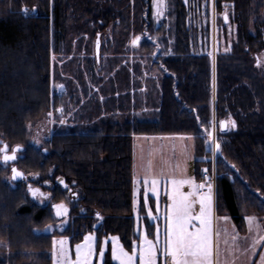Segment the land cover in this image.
Here are the masks:
<instances>
[{
    "label": "trees",
    "instance_id": "trees-1",
    "mask_svg": "<svg viewBox=\"0 0 264 264\" xmlns=\"http://www.w3.org/2000/svg\"><path fill=\"white\" fill-rule=\"evenodd\" d=\"M168 4L173 27L158 29L164 54L152 62L164 72L156 117L104 121L88 134H54L36 147L28 142V124L60 104L50 88V63L69 33L70 1L0 0V147L7 144L10 153L22 146L13 163L0 160V264H51L54 235L67 236L71 244L88 232H95L98 240L116 235L130 250L137 239L132 216L134 136L192 135L197 177L202 168L212 171L205 142L206 130L212 129L208 0ZM214 5L221 15L217 34L224 46L227 27L233 28L228 50L217 51L215 57L214 117L220 122L230 116L237 124L215 133L221 144L215 158V214L228 216L242 234L246 216H264V66L257 65L264 54V0H214ZM133 18L145 39L142 47L153 48L151 0H134ZM92 19L101 31L114 17L105 12L92 14ZM120 19L126 30L127 16ZM12 166L26 179L12 180ZM28 184L48 193V202L37 203ZM75 192L79 198L72 204ZM61 202L69 209L66 226L44 233L46 225L60 219L52 205ZM146 226L152 235L153 224ZM104 264L115 263L106 255Z\"/></svg>",
    "mask_w": 264,
    "mask_h": 264
},
{
    "label": "rangeland",
    "instance_id": "rangeland-1",
    "mask_svg": "<svg viewBox=\"0 0 264 264\" xmlns=\"http://www.w3.org/2000/svg\"><path fill=\"white\" fill-rule=\"evenodd\" d=\"M70 9L68 15L69 33L66 41L60 47L59 53L51 55L50 63V88L53 96L59 99L57 108L50 110L53 115H46L39 120L28 124V142L36 147L48 140L54 134L73 133L88 134L101 122L109 121L122 123L125 120H152L156 117V102L159 95L160 83L163 71L152 64L155 58L164 54L162 32L173 27V15L169 13V0H165L167 8L164 14L157 18L154 0H151V18L154 32L149 39L153 42V48L142 47L145 39L140 38L139 26L133 18L134 0H69ZM209 8V54L211 57V112L212 129L216 133L219 122L215 114V57L217 51L228 50L229 35L232 26L229 22L224 23L227 27V46L223 39H218L217 29L221 27V15L217 13L214 0H208ZM110 12L114 20L107 27L99 31L100 27L92 19V14L102 15ZM128 18L126 30L121 26V16ZM118 15V16H117ZM224 15V14H223ZM126 31V37H125ZM140 39L135 45L132 40ZM97 41L99 42L97 44ZM259 66H264V54L259 55ZM63 86L62 88L60 86ZM63 108V116L57 109ZM63 118L66 123L60 124L59 119ZM52 121H56L53 123ZM215 123V128H213ZM133 142V185H132V216L135 219L136 240L132 242L130 250L125 248L119 239V243L125 251L130 254L133 246H137V264H139L138 245L143 234L147 233L148 238L156 240V229L159 228V244L163 248L165 241L167 206L171 203L169 196L172 193V184L165 177L175 174L177 177L194 178L197 183L202 178L197 177L195 164V138L185 134L166 135H137ZM40 143L36 144L35 140ZM216 158V157H215ZM212 157V171L208 172L213 184V197L215 198V166L216 159ZM149 175H156L159 183L156 185V193L148 192V205L144 206V175L145 170ZM205 168L200 169L202 174ZM163 172V175H161ZM139 180V183L136 181ZM151 188V181L147 186ZM180 191L187 193L190 188L187 185L181 187ZM206 191V189L204 190ZM71 196L73 204L79 193ZM41 205L48 202V198L35 199ZM135 201V203H134ZM214 202V201H213ZM67 205V204H66ZM214 205V204H213ZM68 207V205H67ZM157 207L159 211H157ZM151 208L156 219L147 217V210ZM194 212L199 214L197 203ZM66 223L61 224L58 219L52 229L45 231L46 225L41 231L52 233L54 230H62L67 222L68 216L63 218ZM147 223L153 224L152 235H149ZM193 224L199 227L198 221ZM212 228L214 224L212 222ZM92 234L96 237L97 255L93 258V264H101L98 251L101 246L105 248V257L111 259V237L107 235L98 240L95 232L86 233L82 240L71 244L69 238L64 235H54L51 241V264H54L52 254L55 251L53 241L67 239L70 257L75 259V245L83 243L86 235ZM118 237V236H116ZM119 238V237H118ZM107 240V244L104 241ZM213 245L214 232L212 234ZM105 260V258H104ZM112 260V259H111ZM115 264L117 261L112 260ZM163 256L158 255L157 264H162ZM104 264V261H103Z\"/></svg>",
    "mask_w": 264,
    "mask_h": 264
},
{
    "label": "snow or ice",
    "instance_id": "snow-or-ice-1",
    "mask_svg": "<svg viewBox=\"0 0 264 264\" xmlns=\"http://www.w3.org/2000/svg\"><path fill=\"white\" fill-rule=\"evenodd\" d=\"M154 6L156 8L155 16L157 18L164 14L167 4L165 0H154ZM28 9L25 8V14L28 13ZM224 22L227 23L229 20L227 12L223 16ZM136 37L132 40V44L135 45L139 40ZM99 42L97 41V44ZM260 61L257 60V65L259 66ZM63 87L62 85L60 86ZM63 116V108L57 109ZM53 113L49 112L48 116H52ZM55 123L56 121H52ZM60 124H65L66 121L63 118L59 119ZM237 127L236 121L231 119L229 116L228 120H223L219 122L220 131L235 129ZM213 128H215V123H213ZM206 144L207 151L212 154L215 158L218 153L221 152V144L219 142V137H216L212 131H207ZM36 144H39V139L35 140ZM21 145H16L15 148L11 149V154L9 152V146L7 144L0 147V160L3 161L5 165L9 161L17 160V152L20 151ZM47 151V149H45ZM234 168L235 165H232ZM208 169H204L202 172V182L197 183L194 178L188 177H177L175 174L165 177V179L170 180L172 184V193L169 196L171 203L167 206V211L165 215L166 229H165V241L163 248L159 244V228L156 229V240L153 241L148 238V234L145 233L140 238V243L138 245V255L139 264H157L158 255L163 256L162 264H219L220 251L218 247L214 248L212 234V221H213V184L211 182V177L208 175ZM11 179L17 180V178H24L25 174L19 171L16 167L11 168ZM163 175V172H161ZM59 183L63 185L65 189L71 191L68 185L62 178H57ZM149 180L151 181V188H148ZM139 183V180L136 181ZM144 206L148 205V192L156 193V185L159 183V178L156 175H149V170H145L144 175ZM47 184L48 181L46 180ZM187 185L190 191L184 193L180 191L181 187ZM206 189V191H204ZM28 192L32 195L34 199L46 198L49 194L41 192L40 188H34L31 184L27 186ZM73 196L76 193H72ZM135 203V201H134ZM199 204V214L194 212L196 204ZM55 211V216L61 218L60 223H66V218L68 216L69 209L67 205L63 202L56 203L52 205ZM157 211L159 208L157 207ZM98 219H103L100 213H96ZM147 217L155 220L151 208L147 210ZM218 220L227 221L228 217H218ZM245 219L248 221L249 232L252 233L256 231L261 232L258 225L254 223L255 217L246 216ZM193 221L199 222V227L193 224ZM53 225H48L45 231L51 230ZM111 259L117 261L118 264H137V246H133L131 254L125 251L124 247L119 243V238L116 236L111 237ZM258 241H264V234H259L257 238L253 239L252 248L256 247ZM67 239L54 240L53 245L55 251L52 254L54 264H93V258L97 255L96 248V237L92 234L86 235L83 239V243H78L75 245V259L73 260L69 254V248L67 247ZM107 244V240L104 241ZM99 259L101 264H103L105 258V248L101 246L98 251ZM259 264H264V254L259 257Z\"/></svg>",
    "mask_w": 264,
    "mask_h": 264
},
{
    "label": "crops",
    "instance_id": "crops-1",
    "mask_svg": "<svg viewBox=\"0 0 264 264\" xmlns=\"http://www.w3.org/2000/svg\"><path fill=\"white\" fill-rule=\"evenodd\" d=\"M213 204L214 243L220 251L219 264H259V257L264 254V241L257 240L255 248H252V243L259 234H264V216L259 218L249 215L255 217L254 223L260 227V233L256 231L250 233L248 221L244 218L245 231L241 234L228 216L226 222L217 219L224 216L215 214V203Z\"/></svg>",
    "mask_w": 264,
    "mask_h": 264
},
{
    "label": "water",
    "instance_id": "water-1",
    "mask_svg": "<svg viewBox=\"0 0 264 264\" xmlns=\"http://www.w3.org/2000/svg\"><path fill=\"white\" fill-rule=\"evenodd\" d=\"M223 16H224V15H223ZM223 21H224V19H223ZM224 23H225V22H224ZM222 121H223V120H222ZM20 151H21V149H20ZM20 151H19V152H20ZM17 153H18V152H17ZM8 154H11V152L8 153ZM13 162H14V161H9L8 163L11 164V163H13ZM12 167H15V166H12ZM12 167H11V168H12ZM19 171H20V170H19ZM11 176H12V173H11ZM22 179H23V178H17V180H15V181H20V180H22ZM58 182H59V181H58Z\"/></svg>",
    "mask_w": 264,
    "mask_h": 264
}]
</instances>
